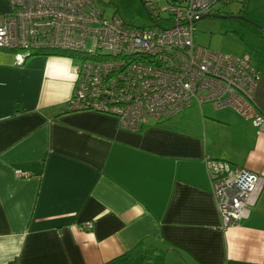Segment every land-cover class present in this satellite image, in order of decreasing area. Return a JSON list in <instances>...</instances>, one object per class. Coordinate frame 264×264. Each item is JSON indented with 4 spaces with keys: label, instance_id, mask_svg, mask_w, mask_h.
<instances>
[{
    "label": "crops",
    "instance_id": "crops-1",
    "mask_svg": "<svg viewBox=\"0 0 264 264\" xmlns=\"http://www.w3.org/2000/svg\"><path fill=\"white\" fill-rule=\"evenodd\" d=\"M252 63L264 112V61ZM76 70L0 48V264H264V188L223 227L205 160L264 176V132L211 103L139 130L70 110Z\"/></svg>",
    "mask_w": 264,
    "mask_h": 264
},
{
    "label": "built area",
    "instance_id": "built-area-1",
    "mask_svg": "<svg viewBox=\"0 0 264 264\" xmlns=\"http://www.w3.org/2000/svg\"><path fill=\"white\" fill-rule=\"evenodd\" d=\"M233 1L246 2L142 0L154 24L135 26L115 13L106 17L95 0H10L11 10L0 13V48L14 51L19 62L43 49L81 54L69 109L115 115L128 129H141L149 117L166 120L211 103L233 108L264 132V112L254 100L261 72L251 55L225 53L195 39L196 22L218 3ZM205 160L222 226L248 218L264 176L225 159Z\"/></svg>",
    "mask_w": 264,
    "mask_h": 264
},
{
    "label": "rangeland",
    "instance_id": "rangeland-1",
    "mask_svg": "<svg viewBox=\"0 0 264 264\" xmlns=\"http://www.w3.org/2000/svg\"><path fill=\"white\" fill-rule=\"evenodd\" d=\"M104 10L106 17L114 13L129 24L151 26L150 16L142 0H95ZM196 42L233 55L249 53L253 61H264V0H246L218 3L211 15L196 22ZM91 46L90 41L87 47ZM74 69L81 64L83 57L63 56Z\"/></svg>",
    "mask_w": 264,
    "mask_h": 264
},
{
    "label": "trees",
    "instance_id": "trees-1",
    "mask_svg": "<svg viewBox=\"0 0 264 264\" xmlns=\"http://www.w3.org/2000/svg\"><path fill=\"white\" fill-rule=\"evenodd\" d=\"M34 54L35 55H62V56H77V57L81 56L82 57V55L79 53H74V52L69 53V52L56 50V49H43V50H37V51L31 52V55H34Z\"/></svg>",
    "mask_w": 264,
    "mask_h": 264
}]
</instances>
